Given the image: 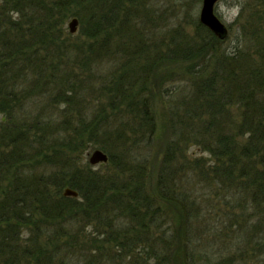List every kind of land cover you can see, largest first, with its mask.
Returning a JSON list of instances; mask_svg holds the SVG:
<instances>
[{
  "label": "trees",
  "instance_id": "trees-1",
  "mask_svg": "<svg viewBox=\"0 0 264 264\" xmlns=\"http://www.w3.org/2000/svg\"><path fill=\"white\" fill-rule=\"evenodd\" d=\"M137 1L0 0V264H234L193 247L215 199L264 249V0L231 49L199 20L157 39Z\"/></svg>",
  "mask_w": 264,
  "mask_h": 264
},
{
  "label": "rangeland",
  "instance_id": "rangeland-1",
  "mask_svg": "<svg viewBox=\"0 0 264 264\" xmlns=\"http://www.w3.org/2000/svg\"><path fill=\"white\" fill-rule=\"evenodd\" d=\"M140 1V0H138ZM137 1V2H138ZM142 4L139 3L138 10L142 11L143 9H147L150 16L148 18H144L145 22L148 24L146 30H154L156 32L155 36L158 38H165L169 36V33L176 29L177 27H183L185 30L192 31L194 26L199 20L200 10L202 7V0H142ZM262 0H220L215 7V14L220 18V20L228 26L229 35L224 40V47L228 49L233 48L237 43V37H243V34H240L238 28L239 24L236 23V19L239 16L243 6H252L254 9H259L261 6L259 5ZM141 13L137 14V17H140ZM246 14V13H245ZM248 14H246L247 16ZM74 18V17H72ZM72 18H69L66 22V29L69 32L68 23ZM141 18L143 15L141 14ZM150 19V21L148 20ZM159 33V35H158ZM80 24L78 26V30L75 33H70L71 37L78 38L80 36ZM102 62V61H100ZM104 66L100 69L103 73L109 72L113 69V65L111 63H103ZM97 85H100V82L97 80ZM158 84L153 85L154 91L158 88ZM90 95V94H89ZM92 98V97H91ZM89 99V98H88ZM28 104L24 105L22 108L24 112H28L35 109L36 101H27ZM163 104L158 103L159 112L163 111ZM159 115V114H158ZM160 117V116H159ZM1 121V120H0ZM164 121L159 120L158 125L161 129V125ZM161 126V127H160ZM164 138H161L158 142L159 151L156 149L154 153H151L152 159L150 163V171H149V179H148V187L151 189L155 183L157 168L162 157L161 145ZM93 149L86 150L81 155L80 164L89 163V157L93 152ZM189 155L191 157L194 156H202L207 162L212 161V157L208 152H201L198 146H191L189 148ZM209 163V162H208ZM213 163V162H210ZM106 163H100L92 166L95 171L105 172L107 167ZM67 188V187H66ZM65 189V188H64ZM63 189V190H64ZM63 193V191H62ZM200 195L209 196L210 191L208 190H198ZM209 194V195H208ZM213 204L214 207L209 206L211 208L208 209V220L200 221L194 223L192 236V243L194 250L197 252V255L202 256V261H204L203 257L206 255L215 262L219 261L223 256L232 255L234 264H264V249H261L259 246L255 244V242H248L247 237L244 233L240 231H236L237 227H234L232 231L225 230L223 226L225 225V221L222 213L219 211L222 208L223 203L219 200H214L210 203ZM204 205V209L206 208V204ZM225 205V203H224ZM208 206V205H207ZM226 206V205H225ZM206 213V212H205ZM221 216V217H220ZM88 231H92L94 229L91 224L87 226ZM101 233V231L99 232ZM259 236H255V241H258ZM263 242V240H262ZM200 264V261H199Z\"/></svg>",
  "mask_w": 264,
  "mask_h": 264
},
{
  "label": "water",
  "instance_id": "water-1",
  "mask_svg": "<svg viewBox=\"0 0 264 264\" xmlns=\"http://www.w3.org/2000/svg\"><path fill=\"white\" fill-rule=\"evenodd\" d=\"M220 0H202V7L199 15V22L209 29L217 38L225 40L229 35V28L220 18L215 14V5ZM79 20L74 17L68 23L70 33H75L78 30ZM108 155L100 149H95L90 157L89 164L94 166L100 163L108 162ZM64 197H78V192L72 188H65L63 190Z\"/></svg>",
  "mask_w": 264,
  "mask_h": 264
},
{
  "label": "flooded vegetation",
  "instance_id": "flooded-vegetation-1",
  "mask_svg": "<svg viewBox=\"0 0 264 264\" xmlns=\"http://www.w3.org/2000/svg\"><path fill=\"white\" fill-rule=\"evenodd\" d=\"M220 2V1H219ZM218 3V2H217ZM217 3H216V5H217ZM216 5H215V7H216Z\"/></svg>",
  "mask_w": 264,
  "mask_h": 264
}]
</instances>
